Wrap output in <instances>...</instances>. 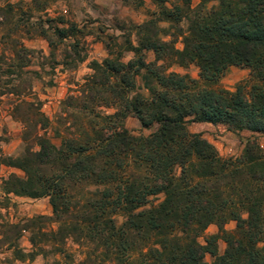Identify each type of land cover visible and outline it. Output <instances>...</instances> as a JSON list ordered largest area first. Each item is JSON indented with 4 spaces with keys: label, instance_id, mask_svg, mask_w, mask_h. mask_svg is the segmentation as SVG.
Instances as JSON below:
<instances>
[{
    "label": "trees",
    "instance_id": "trees-1",
    "mask_svg": "<svg viewBox=\"0 0 264 264\" xmlns=\"http://www.w3.org/2000/svg\"><path fill=\"white\" fill-rule=\"evenodd\" d=\"M155 1L158 18L133 26L121 44L108 41V59L92 64L81 97L66 103L87 122L72 123L75 131L59 146L38 136L37 126L49 125L43 116L24 122L26 152L12 164L26 177H12L6 190L49 198L53 216L15 230L29 232L34 248L60 254L64 264H74L71 246L86 250L78 264H264V155L257 140L240 159H223L188 129L205 123L264 135V0ZM19 6L0 0V21L9 23ZM56 33L66 40L80 32L71 25ZM41 36L55 46L48 31ZM11 45L17 68L27 67L30 52L16 40ZM126 53L133 54L128 62ZM191 64L200 80L170 72ZM231 67L250 71L234 93L218 88ZM99 103L116 113H96ZM128 117L157 130L132 135L123 124ZM230 222L234 232L225 229ZM211 226L219 233L206 236Z\"/></svg>",
    "mask_w": 264,
    "mask_h": 264
},
{
    "label": "rangeland",
    "instance_id": "rangeland-1",
    "mask_svg": "<svg viewBox=\"0 0 264 264\" xmlns=\"http://www.w3.org/2000/svg\"><path fill=\"white\" fill-rule=\"evenodd\" d=\"M18 4L9 23L0 21V264H57L63 263L60 254L40 253L30 242L29 232H17L15 227L22 226L32 219L53 216L49 198H30L8 193L6 184L12 177L25 179L20 169L13 167V162L22 158L26 152L24 136L25 121L40 122L41 116L49 125L37 126V134L49 139L59 146L61 139L74 132L81 123L87 122L86 115L75 108H68L66 103L81 97V89L86 79L93 75L92 64H102L108 59L106 49L108 41L123 43L122 37L130 33L133 26L141 25L153 18H158L161 7L155 0H8ZM193 1V6L198 4ZM2 6H5L2 5ZM166 7H170L166 5ZM76 25L79 34L70 33L66 40H61L56 29H69ZM169 28V25L163 24ZM48 31L55 41L51 47L41 36V31ZM17 31V32H15ZM73 35V36H72ZM10 37V38H9ZM9 38V39H8ZM135 41V38H133ZM18 41L19 47L30 52L27 67L18 69L20 60L13 54L11 41ZM170 41V38H166ZM182 40L177 48L183 49ZM133 54L126 53L124 61L128 62ZM82 59L83 61H79ZM154 56H149L153 61ZM170 72L200 80V70L195 64L186 68L174 65ZM250 79V71L231 67L221 78L218 88L236 92L237 87ZM96 113L103 117L113 116L114 107L97 104ZM71 111V118L67 117ZM69 120H68V119ZM72 123L75 129H71ZM125 129L135 136H150L157 130L142 127L133 117L123 122ZM191 133L201 134L212 144L223 159H240L249 140L256 139L264 155V135L250 132L230 131L224 125L190 123ZM39 148L34 147V151ZM162 200V198H161ZM247 218V215H243ZM226 231L237 229L235 222H230ZM9 231L11 242H5L3 234ZM216 226L206 231V236L217 235ZM219 255L227 248L220 241ZM49 252L48 246H43ZM74 256V264L84 258L85 249L71 246L68 250ZM207 262H212L208 256Z\"/></svg>",
    "mask_w": 264,
    "mask_h": 264
}]
</instances>
